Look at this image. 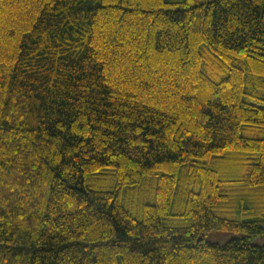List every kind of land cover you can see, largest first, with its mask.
<instances>
[{"label":"trees","instance_id":"obj_1","mask_svg":"<svg viewBox=\"0 0 264 264\" xmlns=\"http://www.w3.org/2000/svg\"><path fill=\"white\" fill-rule=\"evenodd\" d=\"M259 236L264 0H0V264H264Z\"/></svg>","mask_w":264,"mask_h":264},{"label":"rangeland","instance_id":"obj_2","mask_svg":"<svg viewBox=\"0 0 264 264\" xmlns=\"http://www.w3.org/2000/svg\"><path fill=\"white\" fill-rule=\"evenodd\" d=\"M245 235L244 232L228 231V230H218L213 229L205 235L206 239L212 242L226 243L234 237H241ZM254 244H264V236H259L253 239Z\"/></svg>","mask_w":264,"mask_h":264}]
</instances>
